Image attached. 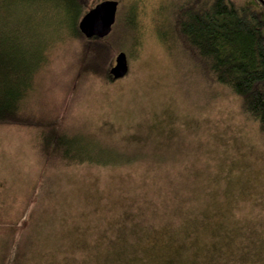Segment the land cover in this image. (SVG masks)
Listing matches in <instances>:
<instances>
[{
  "label": "rangeland",
  "instance_id": "obj_1",
  "mask_svg": "<svg viewBox=\"0 0 264 264\" xmlns=\"http://www.w3.org/2000/svg\"><path fill=\"white\" fill-rule=\"evenodd\" d=\"M116 1L115 21L123 16L119 3L135 2L137 16L120 19H138L143 37L138 56L122 50L128 72L111 81L102 76L114 64L120 37L129 35L114 31L115 22L106 35L111 53L102 76L79 73L78 52L65 33L82 11L79 1L3 3L2 18H18L9 24L10 34L31 45L36 38L50 42L30 108L63 114L64 133L82 136L75 148L86 158L46 166L32 141L35 129L0 125V264H140L130 246L119 257L115 248L102 250L132 214L152 208L166 225L181 208L192 233L181 240L186 247L176 248L164 234H154L141 243L143 264H264V139L258 125L241 113L237 95L207 84L192 65L190 74L182 72L166 47L173 50L176 18L212 0ZM228 1L264 18V0ZM40 2L46 13L38 10ZM153 15L156 22L148 20ZM100 160L106 162L95 163ZM164 199L176 203L165 210Z\"/></svg>",
  "mask_w": 264,
  "mask_h": 264
},
{
  "label": "trees",
  "instance_id": "obj_2",
  "mask_svg": "<svg viewBox=\"0 0 264 264\" xmlns=\"http://www.w3.org/2000/svg\"><path fill=\"white\" fill-rule=\"evenodd\" d=\"M14 1L17 2V0H6L7 4ZM68 1L71 5L79 1L82 4V11L80 10L73 26L67 28L69 31L65 33L69 34L68 38L57 39L67 38L74 48V53L78 52L79 73L90 72L102 76V67L111 53L107 36L87 38L78 28L80 20L78 18L98 2L86 8L87 6H84L86 0ZM209 2L208 5L183 11L181 17L176 18L177 35L174 36L173 45L175 51L173 52L167 43L168 52L174 59H178V66L184 67L182 72L190 74V65H192L196 67L199 78L201 76L207 84L221 85L237 95L240 99L241 113L257 123L260 136L264 139V18L251 6H236L228 0ZM262 2L264 7V1ZM3 3L5 0H0V125L35 129L37 134L32 141L46 166L80 163L86 157L83 159L81 156L84 155H79L77 150L79 148L75 146L82 143V136L64 133L63 114L50 115L30 108L29 95L34 90L37 75L47 62L46 45L50 42L45 38V40L36 38L31 45L27 38L10 34L9 24L18 21V18H2ZM37 4L41 13L47 12V4L42 2ZM121 6L124 7L122 10L125 18L137 16L139 9L135 2L132 3V7L119 3V7ZM123 16L122 14L117 16L114 21V31L117 27V32L123 34L127 31L129 35L127 38L124 35L120 37L122 46L118 50L126 51L127 55L138 56L143 37L142 26L138 19L129 23L120 19ZM148 20L156 22L158 17L153 15ZM19 46L33 50H23ZM104 77L102 76L103 81L114 79L109 72L107 77ZM100 149L109 151L107 147ZM104 161L106 162L100 160L95 163ZM175 203L176 199L168 203H165L164 199L162 207L168 210ZM179 213H182V216ZM132 215L127 224L118 227L116 240L109 248H103V253L115 248L112 254L119 257L123 249L130 246L128 249H132L134 256L140 264H143L145 257L139 251L141 243L146 240L151 241V237L157 233L164 234L165 241L175 248L179 245L186 247L181 240L191 235L192 229L188 226L191 225V220L185 221V214L181 208L174 214L171 225L165 224L166 219L158 220V213L154 208L144 212L137 210ZM125 236L127 241L123 242ZM118 237L123 238V241ZM169 259L171 258H165L166 261Z\"/></svg>",
  "mask_w": 264,
  "mask_h": 264
},
{
  "label": "water",
  "instance_id": "obj_3",
  "mask_svg": "<svg viewBox=\"0 0 264 264\" xmlns=\"http://www.w3.org/2000/svg\"><path fill=\"white\" fill-rule=\"evenodd\" d=\"M118 2L116 0H103L86 12L79 20V31L87 38H103L108 35L115 21ZM112 78H121L128 72L127 57L124 52H119L114 64L109 69Z\"/></svg>",
  "mask_w": 264,
  "mask_h": 264
}]
</instances>
